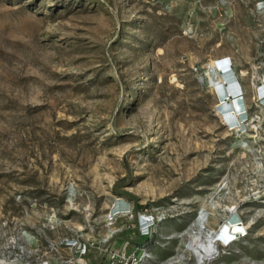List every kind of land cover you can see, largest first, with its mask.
Returning a JSON list of instances; mask_svg holds the SVG:
<instances>
[{
    "label": "rangeland",
    "instance_id": "obj_1",
    "mask_svg": "<svg viewBox=\"0 0 264 264\" xmlns=\"http://www.w3.org/2000/svg\"><path fill=\"white\" fill-rule=\"evenodd\" d=\"M263 95L264 0H0V264H264Z\"/></svg>",
    "mask_w": 264,
    "mask_h": 264
},
{
    "label": "bare ground",
    "instance_id": "obj_2",
    "mask_svg": "<svg viewBox=\"0 0 264 264\" xmlns=\"http://www.w3.org/2000/svg\"><path fill=\"white\" fill-rule=\"evenodd\" d=\"M228 63H229V61H228L227 57L223 60L216 61V62L212 60L210 63V65L211 66L213 65L214 67L216 65L220 66L221 69H219L218 72L220 73V71H223L222 76L225 80L222 84L219 83V85H217V92L219 93L217 95H219V98H220V99L218 98L219 100L217 101V105H218L219 109L221 110V114H222V115H220V120H222L223 123L225 125H228L229 127L239 126V127L243 128L245 125L244 120L247 116L245 101H244V97L242 94L235 96L234 98H231L230 94L237 93L240 85H238L234 81L235 75L232 73V70L229 68ZM221 81H223V80H221ZM226 83H229V84L226 85ZM215 89H216V87H215ZM263 101H264V98H263ZM218 113H219V111H218ZM112 211H114V208ZM206 214H204V219L202 218L203 221L207 218ZM234 219H235V215L233 214L229 220L226 221V219H225L224 221L219 223L218 227L214 230V233L211 234V237H209V238L213 237L212 239H209V241H208L209 247L212 248L211 243L215 242V240L216 241H222L225 243H229V241L232 240L234 233L242 231L243 228H242V225L240 223L239 224L232 223L234 221ZM192 241H193V244L195 246L196 251L199 254H202L200 248L197 247L198 243H200L199 237L197 235L194 236ZM191 247H192V243H191Z\"/></svg>",
    "mask_w": 264,
    "mask_h": 264
},
{
    "label": "built area",
    "instance_id": "obj_3",
    "mask_svg": "<svg viewBox=\"0 0 264 264\" xmlns=\"http://www.w3.org/2000/svg\"><path fill=\"white\" fill-rule=\"evenodd\" d=\"M226 57H227V59L229 61L228 66L232 70V68H231V61L229 60V57L228 56L221 57V58L217 59L216 61L223 60ZM216 67H217L218 70L221 69L219 65H216ZM220 73L223 74V71H220ZM232 73H233V71H232ZM223 81H225L224 78H223ZM234 81L238 85H240L239 84V81L237 80L236 77L234 78ZM228 84L229 83H226V85H228ZM230 95H231V98H234L235 96L241 95V87L239 86V90L237 91V93L230 94ZM116 205L114 204V206H116ZM122 209H124V207L121 206V205L116 206V208H114V212L112 211L113 210V208H112V210L110 212L111 213L110 216L113 215L114 213H117V211H121ZM155 222H156V219H155V217L151 213L144 212V211H142V212L137 211V213H136V222H134V224H135V227L137 228V230H138V232H139L140 235H143V234L144 235H147L149 233L151 227L155 224ZM241 233H243V232H241ZM125 245L126 244H124V247H125ZM79 246H81L80 252L81 253H84V251H85V243H82ZM75 264H83V262L80 260L79 263L76 262Z\"/></svg>",
    "mask_w": 264,
    "mask_h": 264
},
{
    "label": "trees",
    "instance_id": "obj_4",
    "mask_svg": "<svg viewBox=\"0 0 264 264\" xmlns=\"http://www.w3.org/2000/svg\"><path fill=\"white\" fill-rule=\"evenodd\" d=\"M120 185L119 184H115L114 186H113V191L115 192V193H117V194H120V195H123V196H126V195H124V194H122V193H120V192H126V190H122L120 187H119ZM126 197H128V196H126ZM131 198V197H130ZM132 199V198H131ZM132 202H133V205H132V210H133V221L134 222H136V213H137V211H138V209L140 208V207H142L140 204H138L134 199H132ZM136 228V227H135ZM139 237V232H138V230H137V228H136V234H135V239L134 240H129V238L127 237L126 239L128 240V241H131V242H137V238ZM96 264H103V259L102 258H100V257H98L97 258V263Z\"/></svg>",
    "mask_w": 264,
    "mask_h": 264
}]
</instances>
